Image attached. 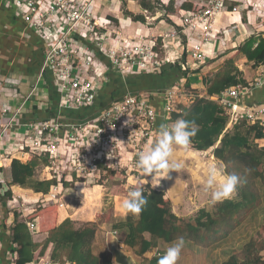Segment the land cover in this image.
Wrapping results in <instances>:
<instances>
[{
  "label": "trees",
  "instance_id": "trees-1",
  "mask_svg": "<svg viewBox=\"0 0 264 264\" xmlns=\"http://www.w3.org/2000/svg\"><path fill=\"white\" fill-rule=\"evenodd\" d=\"M156 1L158 7L151 0H140L139 6L147 13L162 12L161 18L167 21L170 16L176 15L177 9L174 0L169 2ZM200 9L201 6L195 7L191 3H183L180 7L181 12H192ZM12 10L14 11V9ZM14 15L16 16L15 11ZM135 20L146 23L143 16H137ZM113 21L118 23V19H113ZM24 31L29 34V40L34 38L36 41L33 46L23 47L27 52L21 53V55L27 54V56L16 64L21 65L20 71L25 76H33L41 71L46 46L43 44L42 39L35 37L32 31L26 29L25 25ZM24 40L29 41L25 38ZM159 42L162 43V40L159 39ZM13 43L15 44V41ZM16 43L17 45L20 44L19 41ZM238 54H243L255 68L264 66V37L259 35L249 38L235 55ZM0 56H5V60L9 59L7 54H0ZM234 56L226 61L224 68L207 82L206 93L209 99L196 96L194 102L187 107L180 95L181 106L179 112L171 115L161 114V108V111L158 112L160 115L156 125V133L161 124L171 123L179 118L194 121L198 125V131L191 138L189 146L192 150L198 152H208L213 149V156L224 164L225 174L235 173L240 176L241 183L236 191L237 197L216 204L213 212L201 209L193 220L186 221L173 212L172 201L165 191L154 189L150 183H147V186L142 185L149 178L145 174L137 184V188L142 190L144 197L147 199V204L139 214V220L135 221L134 217L129 214L125 223L114 225V228L129 229L125 244L132 249H138V255L146 257L147 264H158L159 257H157L158 252L156 251L158 242L172 244L178 237H184L185 241L193 243L197 247L211 249L228 240L253 213L263 206L264 200L259 184L264 186V147L255 144V142L264 139V129L261 124H250L246 120H240L238 124L228 127L226 112L214 99L230 88L242 87L247 92H251V90L253 92V89H255L244 79L243 72L235 67ZM190 60L193 62L192 57ZM187 61L188 55L185 51L180 63L176 65L166 63L160 71L155 72L156 74L140 71L124 78L116 71H109V82L102 88L90 109L73 112L63 111L62 115L73 119L94 116L98 112L121 102L128 93L138 94L147 92L150 90L149 88L154 89V87H148L150 84L154 86V81H152L154 75L174 76L176 73L181 72L183 76H187L188 69L183 70L182 68V64L184 68H187ZM105 63L111 70L108 62ZM6 70L0 69V72ZM44 77L50 91L52 105L43 112L35 110L34 113L29 115V118L48 120L58 116L60 96L55 88L52 76L46 74ZM161 82L165 84L164 86L174 87L175 85L174 81ZM190 84V81H188L187 89L190 88ZM126 87L131 92H128ZM27 161L26 164L16 159L10 161L12 169L11 186H31L29 181L34 177L36 169L41 165L48 167V158L44 156L43 158L30 157L27 158ZM46 175L44 181L36 182L31 186L36 193H42L46 201L51 200L49 195L57 183L68 188L80 180L77 175H74L71 177L65 176L57 182L51 173L48 172ZM117 176L123 178L122 174L117 172H109L107 178L115 180ZM124 186L122 183L112 182L111 195L115 197L122 195ZM12 196V191L9 189L4 194H0V202H2V199L3 201L11 199ZM120 200L121 198H117L119 209L122 213H125L123 202L121 203ZM47 204L42 203L37 210L28 213L26 218V221L38 219V233L48 234L43 243L34 241L26 222L19 221V215L15 213L10 215L15 220H13V226L11 227L12 235L8 234L7 221L11 217L5 218L0 215V228L3 231L2 240H5L4 246L0 248V264L5 262L7 264H34L39 260L41 261L40 264H44L43 262L48 258L59 264L67 262L72 264H113L111 260L94 253L93 246L98 224L84 225L78 228V224L68 218L59 225L57 223L59 206L57 204ZM98 218H100V224H114V210L111 209ZM262 231L264 232V228L256 238H253L243 247L240 254L232 256L224 264H264V235H262ZM3 253H7L13 259L3 262Z\"/></svg>",
  "mask_w": 264,
  "mask_h": 264
},
{
  "label": "built area",
  "instance_id": "built-area-1",
  "mask_svg": "<svg viewBox=\"0 0 264 264\" xmlns=\"http://www.w3.org/2000/svg\"><path fill=\"white\" fill-rule=\"evenodd\" d=\"M7 1L14 9L16 17L35 37L41 38L46 46L38 81L50 74L60 98L59 113L53 119L37 120L29 118L30 114L22 118L24 108L32 98L28 95L22 106L12 111V117L4 121V117L9 115L11 110L2 107L0 95V150L7 131L17 132L20 129L24 132L22 141L18 142L16 148L0 154V160L15 158L18 154L27 158L44 156L48 158V172L57 180L63 177L62 171L68 172L67 177L77 175L80 180L87 181H94V178L103 180L109 172L122 174L127 182L136 179L135 167L142 152L138 146L147 138L149 142L157 134L159 114L151 101V95L128 93L121 102L94 116L81 119L63 117L62 112L88 110L94 105L109 80V68L105 62H108L113 70L118 69L114 71L124 78L140 71H159L165 63L154 52L156 43L151 41L154 44L150 45L149 50L143 46L139 47L141 53H135L133 56L127 51H122L115 41H109L112 31L104 29V25L94 18L93 10L98 0H81V3H78V0H6L5 3ZM228 2L230 0H208L198 11H182L183 27L201 32L202 44L194 46L190 53L194 63L204 60L203 46L217 40L224 43L221 34L215 32L216 17L238 10V7L231 9L227 5ZM244 3V7L249 6L247 2ZM261 21L264 22V12L261 13ZM106 22V26L111 23ZM78 26H83L81 34L77 32ZM56 27L64 29L59 37L54 32ZM84 31L87 33L86 37ZM228 31L235 33L238 26L233 25ZM54 41L56 42L51 46ZM133 70L136 72L130 74ZM19 88L18 85H13L16 92ZM181 91L179 86L166 91L163 113L171 115L179 112L181 104L177 103V99L180 98ZM182 92L183 98L189 100L188 105L191 104L194 96L188 97L184 90ZM242 92V87L230 88L214 98L226 112L228 127L238 124L240 120H246L250 124L259 123L264 129V106L248 107L245 112L240 113L243 105ZM140 170L139 168L138 172ZM56 187L58 186L52 188V199H56L59 189ZM7 190L8 187L5 188L0 173V194ZM8 206L14 208L15 200L8 201ZM27 208L20 213L25 218L29 232L34 235L38 233V219L26 221L27 214L35 211L31 207ZM2 235L0 228V247ZM44 264L53 263L49 260Z\"/></svg>",
  "mask_w": 264,
  "mask_h": 264
},
{
  "label": "rangeland",
  "instance_id": "rangeland-1",
  "mask_svg": "<svg viewBox=\"0 0 264 264\" xmlns=\"http://www.w3.org/2000/svg\"><path fill=\"white\" fill-rule=\"evenodd\" d=\"M101 1L105 2V4L103 5L106 11L109 9V7H111V8L116 9L118 12H120V7L118 5L117 0H109V1L101 0ZM139 1L140 0H136V2L138 3ZM151 1L154 3L156 7H158L156 0H151ZM161 1L169 2L171 0H161ZM174 1L176 3L177 12L175 16L169 17L168 21H171L170 24L165 23L161 26L159 25V22L156 21L158 17L162 16V12L157 13L156 11H154V12L147 13L145 11L144 15L146 17V28H148L149 30H151L152 28L157 29V30L159 29L158 33H154V34L142 33V32L140 33L137 31L135 27L132 29L127 27L126 22L121 23L125 32L124 30L121 29V27L119 26V23L111 22L110 25L108 26H106L105 23L104 24L101 23V24L104 25L105 27L104 29L107 28V30L109 29L110 31H112V37H110L109 41L110 42L115 41L116 44L120 46V49L122 51H127L128 53L131 54V56H133L135 53H141V50L139 49V47L143 46L149 50L150 45L151 44L153 45L154 43H156L154 52L156 53L157 57H159V59L162 60L165 64L168 63L169 61L170 63H173L176 57H178V55L180 54V49H176L171 52L170 49H168V46H169L168 43L170 42L166 43L165 41L168 39H173L174 37H178V36H180L179 38L181 39V37L184 35V32H185V36H189V34L192 31V30L185 29L183 27V21L181 19L182 12L180 11V7L182 6L183 3H191L195 7H200L202 5L204 6L208 0H174ZM81 2H82L81 0H78V3H81ZM259 5L261 7L260 9L261 12H263L264 5L263 4H259ZM97 7L102 9L103 8L102 3H98ZM135 7H139V6L131 4L129 6V9L133 10L135 9ZM116 10H111V12L116 15H119L117 14ZM259 22L260 21L257 18V14L255 13L254 15H252V21H248L247 24L250 29H253L255 31H264V26L263 27L257 26ZM131 23H133L132 20L130 21V24ZM82 28L83 26L77 27V32L79 34H81ZM242 29L243 28L241 27V30ZM241 30L239 31V35L241 33ZM54 32L56 36L59 37L64 32V29L56 27ZM83 34L85 37L87 36L86 31H84ZM262 36L264 37V35ZM146 38L148 39L146 40ZM144 39H145V42H143ZM159 39L162 40V43L159 42ZM46 40L49 43L47 38ZM196 40H197L196 38H192L191 42L195 43ZM151 41H153L154 43ZM55 42L56 41L51 42L50 45L52 46ZM166 44L168 45L167 47H166ZM146 52L148 51L146 50ZM241 56L242 54H238L234 56V65L236 68L240 69V71H244L248 69L247 66H252V63L249 62L248 60H247L248 63L247 61L243 63L242 62L243 57ZM226 61L224 62V64L222 65L223 67L220 70L224 68ZM236 62L239 63V67L236 66ZM114 70L118 71V69H114ZM114 70L113 68H111V70L109 69L108 71L114 72ZM135 72L136 70H133L132 72H130V74L135 73ZM218 72L212 73L211 74L212 78ZM248 74L251 77L250 69L248 71ZM38 75L39 74L28 76V77L23 75L20 80H18L17 76L14 77V79L16 80L14 82L21 89L16 99H14L13 93L3 94L4 96L3 100L7 104H9V102L15 101L16 102L15 105L18 106V108L22 106V104L25 101V98L28 95L32 96L31 101L27 102L24 108V111L21 115L22 118L28 114L31 115L32 113H34L35 110H39L43 112L46 109L50 108V106L52 105L47 81L45 80V77L43 78L42 81H38ZM126 75H128V73ZM11 77L12 76L10 75L7 78H5L4 72H0V81H9L11 83L10 81ZM108 82L109 81H107V83ZM182 82H185V81H182ZM250 82H253V81H250ZM206 89H207V85H205V87L202 86L197 91L187 90L185 87V90H187L186 91L187 94L194 95L196 92L197 96H201V95L204 96ZM180 100L181 99L178 98L177 103H180L181 102ZM182 100H183V103L185 104L186 102L183 97H182ZM4 121H7V120L4 119ZM23 134L24 132L20 129H18L17 132H15L14 130H9L4 135L3 143L8 144L10 148H16V145L18 144V142L22 141ZM148 140L149 138H147L142 143H140L141 145L138 146V149H140L141 151H146V147H147V150L152 148L158 140V135L155 134L152 140H150L149 142ZM255 144L258 145L257 141L255 142ZM174 160L176 163L181 164V168L179 172H176V171L170 172L169 173L170 179H162L159 185L157 184V182L152 181V177L149 176L148 180L144 182L145 184H142V185L147 186V183H150L151 187H153L154 189L165 191L168 198H170L172 201L173 212L177 216L183 218L186 221L193 220L201 209H206L210 212H213L215 205L213 206V205H210L209 203L210 198H211V193L205 191V181L207 177V171L208 169L215 167L218 169V172L225 174L224 164L213 156V149L209 150L205 154L203 153L200 154V153H196L195 150H192L191 147L188 146L187 150L177 151L175 154ZM10 164L11 162H9V166ZM135 168H137V171L135 172L136 179L134 180L132 179L130 182L123 180L121 176H117L115 180H112V179L110 180L108 178H104L103 180H100L98 178H94V181H87V180L81 179V180H78L75 183V185L69 186L68 188L67 187L65 188L57 183L55 186H58L59 189H58V192L56 193V199H52L51 196L49 195V197L52 199L49 201H46V198L44 197V195L43 196L36 195V194H42V193H36L32 189H27V186L22 187L24 190H26V191H22L23 194H19L18 192L19 195L17 194V196H15L12 192L13 196L11 199H8L6 201H3L2 199V202H0V213H1L0 215L2 217L8 218L12 213H15L16 215H19V221H25L24 220L25 218L22 216V213H20L21 210L28 209L27 207H31L32 209L37 210V208L41 206L42 203L43 204L48 203L47 205L57 204L59 208L61 209L65 205L62 204L59 199L63 195L67 194V198H68L67 203L70 204L72 209L77 208L78 204L79 206L83 204L82 212H88L89 214H93L96 212L98 213L95 221L94 220L90 221L91 219L90 215L87 214L88 215L87 217L85 216L82 221L78 222V225H77L78 228L84 225L98 224L97 231H99V227H101L103 224L99 223L100 218L98 217H100V215L104 213H108V211L113 209L114 210L113 220L116 221L117 219H119L121 215V214L119 215L118 213L120 212V209L118 206L119 202L117 201V198H121L122 200H120V202L122 203L124 199L127 198V194L130 190H133V189L140 190V188H137V184L139 183V181H141V178L145 175V173L142 170L138 172L139 168L137 165ZM42 172L43 171H40L36 175L37 180H39V178L42 177ZM62 174H64V176L62 177L64 178L65 176L68 175V172L62 171ZM43 177H44L43 178V181H44L47 175L45 174ZM2 179L4 182L5 188L7 186L8 190L9 189L11 190L12 181L7 182L5 177L3 176H2ZM56 181L58 182L57 179ZM112 182L122 183L123 185H125L123 187L124 188L123 194L118 195L116 198L115 196L111 195ZM82 183L83 184L87 183V184L83 185ZM94 185L101 187V189L97 190L99 191V194L96 193L95 196H93L92 194H89L88 190H86L89 187H93ZM75 187L76 189L74 190ZM259 187L261 189V194L264 200V186L259 184ZM27 190H30L31 192H28ZM30 197H32V199ZM236 197H237V193L235 192L234 195L231 197V199H235ZM13 199L15 200V207L9 208L8 201H12ZM78 201L79 203H77ZM262 209H263L262 213L258 215L255 213L252 216H250L248 220L243 224V226L240 227L236 232H234L228 238V240H226L225 242L211 249L200 248L194 245L193 243L185 241L186 242L185 247L181 253L178 264H224L232 256L240 254L243 247L253 238H256L259 232H261V230L264 228V201H263ZM125 213L129 215L128 212H125ZM126 214H124V216ZM126 219L127 218H125V220ZM12 224L13 222L11 223V226ZM128 233H129V229H126L125 232L121 231L119 232V234H116L115 238L118 241V243L121 245V247L127 251V253L134 256L137 262H139L140 264H147V258L144 256L138 255L139 253L138 249L125 248V245L123 243H125ZM262 235H264L263 231H262ZM95 242H96V239H95ZM105 242L106 244L108 243V241L106 240V236L104 235L102 237V241L100 242V244L96 246V250L94 247L95 246V243H94L93 250H95L98 253L97 255H99V253L100 255L101 253L105 254L106 257L105 256H101V257L107 260H111L113 264H116L114 262L113 253L109 249V244L108 246L107 245L105 246L104 245ZM40 243H43V242H40ZM169 245L164 244L163 242H158V245L156 247V251L158 252L157 257H160L161 255H163ZM189 252L191 254L190 258L186 256L187 254H189ZM183 257L186 259H182ZM47 261H49V258L43 263H46ZM40 262L41 261L39 260V262H36V263L40 264ZM51 262L55 264V261L51 260Z\"/></svg>",
  "mask_w": 264,
  "mask_h": 264
},
{
  "label": "crops",
  "instance_id": "crops-1",
  "mask_svg": "<svg viewBox=\"0 0 264 264\" xmlns=\"http://www.w3.org/2000/svg\"><path fill=\"white\" fill-rule=\"evenodd\" d=\"M6 0H0V54H7L9 59H4L5 56H0L2 59L0 60V69H4L6 70L4 72L5 78H7L8 76H12L10 81H0V95L2 96L1 98V105L2 107H6L8 109L11 110V112L9 113V115H7L6 117H4L5 120H8L12 117L13 112L16 111L18 109V106L15 105V101L9 102V104H7L4 100H3V94H10L13 93V97L14 99H16L18 97V93H20V88L18 90L17 93H15L16 91L13 89V85H15L16 83L14 81H16L14 79L15 76H17L18 80H20L22 78V76L24 75L23 72L20 71V64H16L18 61H21L22 59H25V57L27 56V54H22L21 53H25L27 52L26 49L27 47L33 46L34 42L36 41V39H31L29 40V34L26 33V31H24V25L23 22L17 18L14 15V11L12 10L13 8L9 5V1H7L5 3ZM109 1V0H107ZM118 1V5L120 7V12H118L116 9L109 7V9L106 11V9H104V5L105 2L98 0L96 2L95 8L93 10V15L94 18L99 20L100 23L102 24H106V21H110V22H114L113 19H118V23L119 26L121 27L122 30H124L123 26L121 25L122 22H126L127 27L129 28H136L138 32H142V33H149V34H154V33H158L159 29H151L149 30L148 28H146V23H142L139 21H136L135 18L137 16H143L145 19V11L142 10V8L139 6V3L136 2V0H126V3L124 0H117ZM246 0H230V2L227 3V5L232 9L233 7H238L237 12L235 13H227V14H219L216 17V28H215V32L218 34H221L220 37L223 38L224 43H222L221 40H217L215 42H211L208 43L207 45L203 46L202 49V56L204 58V60H202L199 63H194L190 60L191 58V51L194 48V46L198 45V44H202V37H201V32H194L191 31V33L189 34V36H185V32L184 35L181 37V39L178 37H174L173 39H168L165 42L169 44V46L166 44V47L168 46V49H170V51L172 52L173 50L176 49H180V54L178 55V57H176L175 61L172 65H175L176 63H180L182 61V56L184 54L185 51H187V55H188V61H187V68H184V65L182 64V68L184 69H188V74L187 76H183L181 74V72L176 73L174 76L173 75H168V76H159V75H154L152 77V81H154V86L153 85H149L148 87H154L153 88H149L150 90H148L147 92H143V93H148L149 95H151V101L152 103H154V106L157 108V111L160 112L161 108H162V112L164 111V106L163 104L165 103V93L166 91L173 89L175 86H179L182 91L184 90L185 92L187 90H199L202 86L205 87V85H207V82L210 81L212 79L211 74L218 72L223 66L224 62L226 60H229L232 56H234L236 53H238V50L242 47V45L244 44V42L246 40H248L249 38L252 37H256L261 35H264V31H255L253 29H250L248 27L247 22L248 21H252V15H254L255 13L257 14V18L260 21L257 26L258 27H263L264 26V22L261 21V7L259 4H263L264 5V0H247V3L249 4L248 7H244ZM98 3H102L103 8L100 9L97 7ZM131 4L134 5H138L139 7H135V9L131 10L129 9V6ZM247 8V9H246ZM111 10H116L117 14L116 15L114 13L111 12ZM264 12V9H263ZM162 17V16H161ZM161 17H158V19H156V21L159 22V25H163L165 23H169L167 20H163ZM132 20L133 23L130 24V21ZM164 22V23H163ZM117 23V22H115ZM233 25H237L238 26V31H236L235 33H230L228 31V29H230ZM241 27L243 28L241 30ZM239 28L241 30V33L239 35ZM27 29V28H26ZM28 30V29H27ZM253 30V31H252ZM24 31V32H23ZM153 31V32H152ZM125 32V30H124ZM137 32V33H138ZM255 32V33H254ZM22 33V34H21ZM263 33V34H262ZM27 39L29 41H25L24 40ZM192 38H196V42L192 43L191 40ZM180 39V40H179ZM171 40V41H170ZM15 41V44L13 43ZM17 41L20 42L19 45H17ZM15 45V46H14ZM24 47V48H23ZM237 51V52H236ZM243 60L242 62H246L247 59L245 56H242ZM240 58V57H239ZM10 60V61H9ZM239 62V61H238ZM248 63V61H247ZM22 66L24 65L23 62L21 63ZM251 64V63H250ZM236 66L239 67V63L236 62ZM253 66V64H252ZM247 66L248 69L242 71L244 72V79H246L247 82H249L255 89H253V92L251 90L250 91H246L243 90L242 92V97H241V102L243 103V105L241 106V110L240 113L242 114V112H245L246 108H256V107H262L264 106V66L255 68L254 66ZM175 67V66H173ZM249 69L251 70V77L248 74ZM161 70V69H160ZM159 70V71H160ZM200 71V72H197ZM169 73V72H168ZM197 73V75H196ZM20 74V75H19ZM156 74V73H155ZM28 77V76H26ZM9 80V78H8ZM161 81H174L175 85L174 87H170V85H166ZM185 81V82H182ZM190 81V88L187 89V82ZM253 81V82H250ZM17 85V84H16ZM156 87V88H155ZM185 87L187 90H185ZM128 92H131L129 90L128 87H126ZM180 92L181 98L183 97V92ZM190 93V92H189ZM251 93V94H250ZM187 94V92H186ZM187 96L189 97V94H187ZM194 96V100H195V94L191 95V97ZM202 96V95H201ZM205 98L209 97L207 96V93L205 91L204 96ZM185 100V104L187 107H189L194 100H192V103L188 105L189 100L188 98H184ZM11 103V105H10ZM13 110V112H12ZM160 115V113H159ZM158 121H159V117H158ZM157 121V122H158ZM258 144L261 147H264V139L257 141ZM10 146L8 144H2L1 150H0V154H4L6 153L8 150H10ZM196 153H200V154H205L207 152H198L195 151ZM11 159H16L21 161L22 163L26 164L27 161V157L22 155V154H18L15 158H10V159H1L0 160V173L2 174L3 177H5L6 181L10 182L12 181V169L11 166H9V162ZM9 166V167H7ZM42 172V177L39 178V180L36 179V175L40 172ZM8 172V174H7ZM48 173V169L47 167H45L44 165L39 166L36 169L35 175L33 178H31V180L29 181V185H33L36 182H40L43 181V176L45 174ZM80 184V183H78ZM76 184V185H78ZM83 184V183H82ZM87 184V183H86ZM85 183L83 185H86ZM31 186H28L27 189H32ZM86 188V187H85ZM76 189V187L74 188V190ZM98 189H101L100 186H96L94 185L93 187H89L88 192L89 194H92L93 196H95V194H99V191H97ZM11 190L13 192V194L15 196H17L18 192L19 194H23L22 191H26L24 190L21 186L19 185H15V186H11ZM28 192H31L30 190H27ZM94 193V194H93ZM18 194V195H19ZM36 195H40L43 196V194H36ZM32 199V197H30ZM116 198V197H115ZM62 204H64L65 206L63 208H59V213H58V224L60 225L64 220L70 218L71 220H73L74 222H76L78 224V222L82 221L83 218L88 215H90V221H95L96 217H97V212L93 213V214H89L88 212H82L83 211V204L81 206H79L77 208L72 209L70 204L67 203L68 198H67V194L63 195L60 199ZM122 200V199H121ZM79 203V201L77 202ZM263 208V206H262ZM260 208V210L258 212H255L257 215L263 212V209ZM120 217L119 219H117L115 221L114 224H103L101 227H99V231H97L96 234V242H95V250H96V246L98 244H100V242L102 241V237L105 235L106 236V240L108 241V243L106 244L105 242V246L108 244H110V241L112 238H115L116 234H119V232H125V230L127 228H121L120 229H116L114 228V225L117 224H122L125 223L126 220L125 218L128 217V214L126 213H122L121 211L118 212ZM253 213V214H255ZM88 214V215H87ZM124 214H126L124 216ZM11 218L9 219V221H7V227H8V231L10 232V234L12 235V226L11 223L14 222L13 220H15L12 216H10ZM118 218V217H117ZM135 221H138L140 216H136L134 217ZM33 239L35 242L40 243L43 242L44 240L47 239L48 234H34L32 235ZM126 236V235H125ZM116 239V238H115ZM4 242L5 240L3 239L1 242V247L2 248L4 246ZM3 243V245H2ZM125 245V248H129L131 249V247L127 246L125 243H123ZM169 245V244H168ZM103 246V245H102ZM94 250V251H95ZM96 254H98L95 251ZM186 255V254H184ZM4 256V261L6 260H10L11 258L13 259L12 256L8 255L7 253H3ZM99 256H105V254L100 255ZM188 258H190L191 254L189 252V254L186 255ZM11 259V260H12ZM182 259H186V258H182ZM2 260V258H1ZM50 260V259H49ZM3 264H7V262L3 263Z\"/></svg>",
  "mask_w": 264,
  "mask_h": 264
},
{
  "label": "clouds",
  "instance_id": "clouds-1",
  "mask_svg": "<svg viewBox=\"0 0 264 264\" xmlns=\"http://www.w3.org/2000/svg\"><path fill=\"white\" fill-rule=\"evenodd\" d=\"M130 124V119L128 121ZM198 125L194 121L179 118L171 123L161 124L157 135L158 140L155 145L142 151L137 160V166L147 175L152 177V181L159 185L162 179H170L169 173L179 172L181 164L174 160L177 151L187 150L190 140L196 135ZM241 183L239 175L223 174L218 169L212 167L207 171L205 181V191L211 193L210 205L223 203L230 199L237 191ZM147 199L142 190L133 189L127 194L123 201V208L133 217L138 216ZM184 237H178L169 245L163 255L158 259V264H178L181 253L185 247Z\"/></svg>",
  "mask_w": 264,
  "mask_h": 264
},
{
  "label": "water",
  "instance_id": "water-1",
  "mask_svg": "<svg viewBox=\"0 0 264 264\" xmlns=\"http://www.w3.org/2000/svg\"><path fill=\"white\" fill-rule=\"evenodd\" d=\"M109 249L113 253L116 264H140L133 255H130L121 247L115 238L111 239Z\"/></svg>",
  "mask_w": 264,
  "mask_h": 264
},
{
  "label": "bare ground",
  "instance_id": "bare-ground-1",
  "mask_svg": "<svg viewBox=\"0 0 264 264\" xmlns=\"http://www.w3.org/2000/svg\"><path fill=\"white\" fill-rule=\"evenodd\" d=\"M77 187V186H76Z\"/></svg>",
  "mask_w": 264,
  "mask_h": 264
}]
</instances>
